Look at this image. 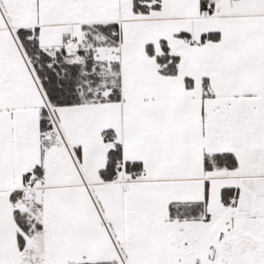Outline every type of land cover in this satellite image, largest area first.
Instances as JSON below:
<instances>
[{"label":"snow or ice","instance_id":"6c2138e0","mask_svg":"<svg viewBox=\"0 0 264 264\" xmlns=\"http://www.w3.org/2000/svg\"><path fill=\"white\" fill-rule=\"evenodd\" d=\"M0 264H264V0H0Z\"/></svg>","mask_w":264,"mask_h":264}]
</instances>
